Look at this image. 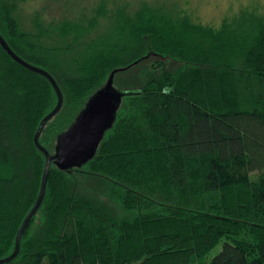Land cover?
Segmentation results:
<instances>
[{
  "label": "trees",
  "instance_id": "16d2710c",
  "mask_svg": "<svg viewBox=\"0 0 264 264\" xmlns=\"http://www.w3.org/2000/svg\"><path fill=\"white\" fill-rule=\"evenodd\" d=\"M128 8L99 0L75 17L35 16L30 32L18 0H0V35L62 91L39 138L52 153L113 70L149 61L94 157L52 164L6 264H264V16L246 8L213 27L177 8ZM57 100L0 44V259L39 196L46 157L34 135Z\"/></svg>",
  "mask_w": 264,
  "mask_h": 264
},
{
  "label": "water",
  "instance_id": "95a60500",
  "mask_svg": "<svg viewBox=\"0 0 264 264\" xmlns=\"http://www.w3.org/2000/svg\"><path fill=\"white\" fill-rule=\"evenodd\" d=\"M0 44L6 53L23 67L45 76L52 84L56 95L57 104L40 122L34 135L36 146L46 157L41 188L36 203L23 220L17 236L14 252L5 258L0 259V264H6L14 260L20 251L21 238L33 216L40 208L48 182L52 164L63 170L79 168L88 162L97 152L105 132L112 126L116 113L122 103L125 92L114 87V77L120 69L111 72L105 85L95 91L88 99L84 108L80 111L73 123L63 131L57 138L56 150L50 152L41 145L39 138L47 122L52 119L63 106V94L55 78L43 68L35 66L18 56L0 35Z\"/></svg>",
  "mask_w": 264,
  "mask_h": 264
},
{
  "label": "rangeland",
  "instance_id": "374dc122",
  "mask_svg": "<svg viewBox=\"0 0 264 264\" xmlns=\"http://www.w3.org/2000/svg\"><path fill=\"white\" fill-rule=\"evenodd\" d=\"M99 0H80L83 5L76 4L72 0L66 7L61 5L65 0H18L16 15L24 30L35 31L33 19L35 16L44 18L46 22L52 20H63L64 16L75 17L80 9L90 11ZM111 6L113 4L127 5L130 11L136 6L147 2L152 6L162 7L167 11L174 9L186 11L196 22L213 27H219L225 19L231 20L241 16L244 9L264 16V0H107ZM79 5V6H78ZM81 6V7H80ZM70 14H66V13ZM95 35L98 33L95 32ZM93 35V34H92ZM149 61L139 63L127 71H120L114 77V87L122 92L127 89L138 90L149 76ZM93 182V180H91ZM96 180L91 185H96ZM96 187V186H95ZM105 187V184H102ZM98 188V187H96ZM105 191V189H101ZM102 193V192H101ZM223 243L216 245L205 257L209 261L221 251Z\"/></svg>",
  "mask_w": 264,
  "mask_h": 264
}]
</instances>
